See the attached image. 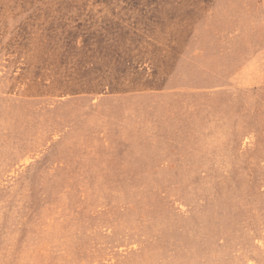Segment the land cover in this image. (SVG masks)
I'll use <instances>...</instances> for the list:
<instances>
[{"label":"rangeland","instance_id":"1","mask_svg":"<svg viewBox=\"0 0 264 264\" xmlns=\"http://www.w3.org/2000/svg\"><path fill=\"white\" fill-rule=\"evenodd\" d=\"M0 264H264V0H0Z\"/></svg>","mask_w":264,"mask_h":264}]
</instances>
